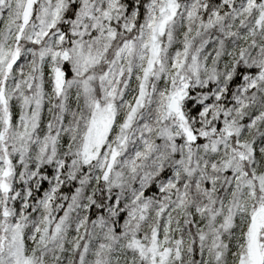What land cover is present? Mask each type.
<instances>
[{"label":"clouds","instance_id":"1","mask_svg":"<svg viewBox=\"0 0 264 264\" xmlns=\"http://www.w3.org/2000/svg\"><path fill=\"white\" fill-rule=\"evenodd\" d=\"M0 264H264V0H0Z\"/></svg>","mask_w":264,"mask_h":264}]
</instances>
